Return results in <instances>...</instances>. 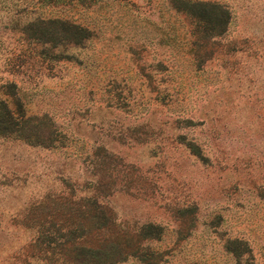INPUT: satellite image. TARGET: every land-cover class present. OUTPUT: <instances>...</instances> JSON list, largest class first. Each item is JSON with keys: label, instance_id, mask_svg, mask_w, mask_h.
<instances>
[{"label": "rangeland", "instance_id": "rangeland-1", "mask_svg": "<svg viewBox=\"0 0 264 264\" xmlns=\"http://www.w3.org/2000/svg\"><path fill=\"white\" fill-rule=\"evenodd\" d=\"M185 1L0 0V264H264V0Z\"/></svg>", "mask_w": 264, "mask_h": 264}, {"label": "trees", "instance_id": "trees-1", "mask_svg": "<svg viewBox=\"0 0 264 264\" xmlns=\"http://www.w3.org/2000/svg\"><path fill=\"white\" fill-rule=\"evenodd\" d=\"M80 3H85L86 0H76ZM188 1V3H187ZM185 1V11L186 13H190L193 8L196 7V11L200 14V18L203 24H205V28L210 27V29H214L215 27H225L227 24L229 12L227 9L222 7L217 3H212L208 1H199L194 4H190V1ZM70 26V25H68ZM72 28H78V25H71ZM14 116L8 113V120L13 121ZM84 246L87 248L88 252L91 253L90 258H72L71 264H104L103 258L104 253L107 255L104 242H101V238L93 239V241L83 242ZM103 246V247H102ZM105 251V252H104Z\"/></svg>", "mask_w": 264, "mask_h": 264}]
</instances>
